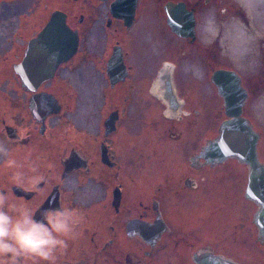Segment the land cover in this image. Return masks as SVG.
<instances>
[{
	"label": "flooded vegetation",
	"instance_id": "1",
	"mask_svg": "<svg viewBox=\"0 0 264 264\" xmlns=\"http://www.w3.org/2000/svg\"><path fill=\"white\" fill-rule=\"evenodd\" d=\"M144 1L142 7L138 0L128 25L112 14L114 0H64L62 5L56 0H0V71L5 72L0 78V195L33 210L38 220L47 209L77 210L76 235L65 237L67 246L57 251L56 264H197L196 257L208 253L241 264L236 260L241 233L246 230L251 242L257 229L263 243L264 234L256 224L259 205L247 197L250 167L234 157L214 162L203 157L229 119L211 76L226 70L241 78L246 93L242 117L259 135L257 151L264 164V119L261 124L258 117L264 109V62L248 74L231 66L214 68L210 83L219 101L213 110L202 84L207 79L191 78L185 68L195 59L203 69L213 48L209 65L218 60L223 32L230 34L229 22L235 24L247 4ZM168 3L175 6L171 16L176 7L186 11L185 20L192 15L189 36L169 23ZM48 5L60 8L48 14ZM56 11L65 13L67 25L77 32L78 50L48 79L37 73L36 78L23 77L17 67ZM146 17L159 39L168 38L163 60L154 57L152 47L151 60L139 59L143 53L137 58V27L144 26L139 23ZM99 29L106 43L100 56L97 49L86 52L84 45L87 34ZM210 36L208 46L204 40ZM84 59L94 88L87 91L89 105L82 112L76 77L81 83L84 79L76 61ZM113 59L117 63L111 67ZM148 69L150 81L136 76ZM69 71L76 74L65 76ZM165 71L174 107L164 99L169 94L166 80L160 79ZM139 85L143 89L137 93ZM81 96L86 97L83 91ZM209 117L220 120L214 130L207 126ZM240 205L249 216L247 227L236 222Z\"/></svg>",
	"mask_w": 264,
	"mask_h": 264
},
{
	"label": "water",
	"instance_id": "2",
	"mask_svg": "<svg viewBox=\"0 0 264 264\" xmlns=\"http://www.w3.org/2000/svg\"><path fill=\"white\" fill-rule=\"evenodd\" d=\"M107 1V0H101ZM138 0H114L111 6L112 14L118 18L125 19L129 25L135 17ZM175 8L171 3L165 7L169 15V23L175 26L177 33L189 36V30L195 25L192 15L185 20L186 11L183 7ZM186 18V17H185ZM79 47V36L66 22L63 12L53 13L39 38L31 43L27 56L23 63L17 67V71L27 78H36L38 74L41 80L53 76L56 68L68 62L77 52ZM117 59L110 62V66L116 65ZM161 81L166 80L169 94L164 99L170 107L177 105L174 96L170 93L171 77L166 71L161 75ZM212 82L219 89L226 105V114L229 117L222 126L221 136L211 141L203 157L214 162L234 157L246 163L250 167L249 187L247 197L257 202L259 209L256 213V224L262 235L264 234V164L259 160L257 146L259 135L253 130L249 122L242 117V106L246 99V93L241 86V78L232 71L217 70L211 76ZM30 87V86H29ZM31 89H37L32 85ZM197 264H238L222 257L208 253L201 258L196 257Z\"/></svg>",
	"mask_w": 264,
	"mask_h": 264
},
{
	"label": "rangeland",
	"instance_id": "3",
	"mask_svg": "<svg viewBox=\"0 0 264 264\" xmlns=\"http://www.w3.org/2000/svg\"><path fill=\"white\" fill-rule=\"evenodd\" d=\"M57 3H59V5H62V2L64 0H56ZM49 3V1H48ZM30 5V3L28 4ZM58 4L56 6H59ZM56 6H51L48 5L46 8L48 14H50V12L53 10V8H60V7H56ZM145 6V1L142 0V7ZM66 8V5L65 7ZM103 8V6H102ZM241 8V7H240ZM241 16L239 18V20H243L244 23L240 24L239 20H236V23L234 24L233 22H229V31L230 34L226 32V30L223 32V38H222V44H221V49L218 50V60L216 62H212V65H209V60L212 59L215 48H213L211 50V52L209 54H207L208 56V63H205V66H203V69L200 68L198 66V61L197 60H193L192 64L190 66H188V68H185L186 72L187 70L189 71L187 75H189V77L191 78H200V79H207V84L205 83L206 81H203V85L205 87L206 90V97H207V104L208 105V109L209 110H213V107L215 106V103H217L218 100V96L216 94V90L214 85H212L210 83V76L212 74V71L214 70V68H218L221 65H225V66H231V67H236V69L240 72V73H244V74H248V72L252 71H256V69H259V65L261 62H264V28L261 30V34H260V40H257V43H248L246 44L244 50L242 51H237L235 42L238 40V37L240 36H244L250 40H253L254 38V29L252 27L256 26V23L253 22L252 16L250 15V12L248 11V5H247V10L245 8H241ZM142 15V14H141ZM143 19V18H142ZM162 25H159L160 28L162 29L165 24V21L162 20ZM150 23L151 21L149 20V18L146 17V19H143L140 21L139 24L144 25L143 27H141V29L139 27H137V36H138V44H136V49L135 52H137V58H139L140 54L143 53L141 55V57L139 59L144 60V62H148L149 60V49L150 47L153 48V51L156 55H154V57H159L160 60L164 59L165 56H162V50L163 48L166 47L168 38L164 39L162 37L157 36V33L152 31L149 27H150ZM246 31V32H245ZM135 36V37H137ZM204 40V39H203ZM211 41V36L206 38V41L204 40L205 44H208V46H210V43H207ZM84 45H85V50L86 52H91L94 49L98 50V54L100 56V54L104 51L105 48V37L102 33V30H98V32H90L87 34V37H85V41H84ZM94 47V48H93ZM263 60V61H262ZM200 61V60H199ZM80 62L79 66L77 67L78 69L81 68V71L83 73L82 78L84 79V83H81V81L79 80L80 77H76L77 79V84L78 87L80 88V96H79V103L81 106V110L82 112L85 111L86 109H88V98H87V91L89 89H93L94 85L91 82V78H88V73H90L91 71V67L90 64L87 60H81V61H76ZM160 62V61H158ZM158 65V64H157ZM203 65V64H202ZM253 67V68H252ZM150 69L146 70V72L142 73L141 71H139L136 76L138 78H141L142 80L145 79L146 82L150 81L151 79V72L149 71ZM72 72H76V71H69V72H65V76L72 74ZM5 72L0 71V78H3V74ZM76 74V73H74ZM89 79V80H88ZM135 83V82H134ZM83 88H82V87ZM92 87V88H91ZM11 89V87L9 88ZM143 89V85H139V87L136 89V92L139 93L141 92ZM66 93H67V89H65ZM83 91V94L86 96L85 98H83L81 96V92ZM98 98L99 95L97 94ZM87 98V99H86ZM66 99L67 101H69L68 103L71 104L70 102V98L67 97L66 95ZM84 108V109H82ZM260 114H258L259 120L256 117V119L262 124L263 121L261 119H264V109H260L259 111ZM257 115V113H256ZM262 116V117H261ZM261 117V118H260ZM219 119L215 120V118H208V127L211 129H216V126L219 125ZM261 128L264 129V125H261ZM177 129L182 130L181 127H178ZM213 134V133H211ZM162 135L160 134L159 137H161ZM212 136V135H210ZM87 138V137H86ZM82 139H85L82 136ZM168 141V140H167ZM169 142V141H168ZM176 156V155H175ZM262 159L264 160V155L262 156ZM233 166V165H231ZM239 167V166H238ZM234 168V167H233ZM239 171L243 172V167H239ZM148 176V175H146ZM145 176V177H146ZM257 206L255 207V212L257 211ZM250 210H252L253 213V209L251 208V206L249 207ZM245 209L243 208L242 205H240V212H239V219L236 220V222H238L239 224L244 223L247 227V223L249 220V216L245 215ZM249 215L250 213L248 211H246ZM251 213V215H252ZM236 223H233V225H235ZM244 235V237L242 238V242H240V246L237 254H236V260L241 263V264H264V243L261 242V240L259 239V234H258V230L256 229V235H255V241H249L248 240V235L246 233H241Z\"/></svg>",
	"mask_w": 264,
	"mask_h": 264
},
{
	"label": "clouds",
	"instance_id": "4",
	"mask_svg": "<svg viewBox=\"0 0 264 264\" xmlns=\"http://www.w3.org/2000/svg\"><path fill=\"white\" fill-rule=\"evenodd\" d=\"M78 220L77 210L70 208L47 209L38 220L33 210L0 195V264H56L57 251L67 246L65 237L76 235Z\"/></svg>",
	"mask_w": 264,
	"mask_h": 264
},
{
	"label": "bare ground",
	"instance_id": "5",
	"mask_svg": "<svg viewBox=\"0 0 264 264\" xmlns=\"http://www.w3.org/2000/svg\"><path fill=\"white\" fill-rule=\"evenodd\" d=\"M248 5V11L252 16L253 22L256 23V26L252 27L254 29V38L250 40L244 36L238 37V40L235 42L237 51L244 50L246 44L248 43H257V40H260L261 30L264 28V0H243ZM245 51V50H244Z\"/></svg>",
	"mask_w": 264,
	"mask_h": 264
}]
</instances>
